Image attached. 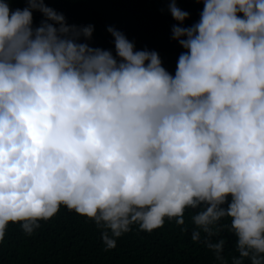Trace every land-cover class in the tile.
Segmentation results:
<instances>
[{
    "label": "clouds",
    "instance_id": "1",
    "mask_svg": "<svg viewBox=\"0 0 264 264\" xmlns=\"http://www.w3.org/2000/svg\"><path fill=\"white\" fill-rule=\"evenodd\" d=\"M202 3L190 26L168 5L184 49L173 74L114 27L115 54L44 0H0V242L66 207L110 250L191 210V239L218 264L220 228L231 264H264V0Z\"/></svg>",
    "mask_w": 264,
    "mask_h": 264
},
{
    "label": "trees",
    "instance_id": "2",
    "mask_svg": "<svg viewBox=\"0 0 264 264\" xmlns=\"http://www.w3.org/2000/svg\"><path fill=\"white\" fill-rule=\"evenodd\" d=\"M27 0H9L12 9L23 8ZM45 4L62 13L68 24L93 25V47L110 49L114 53L109 26L123 32L136 49L158 52L163 66L175 72L178 56L184 49L172 39L175 21L168 5L173 0H44ZM189 13L184 26L196 23L203 8L202 0H175ZM43 19L33 12V23ZM191 210L185 212V224L177 225L175 218L165 220L162 227L151 233L132 230L117 239L115 248L105 250L101 229L74 210L61 207L47 221H41L32 235L24 233L18 224H9L4 241L0 242V264H218L203 239L194 242L191 233ZM221 223H227V219ZM185 229V230H182ZM225 239L222 252L231 264L238 256L235 237L220 228L213 239ZM244 264H249L247 259Z\"/></svg>",
    "mask_w": 264,
    "mask_h": 264
}]
</instances>
